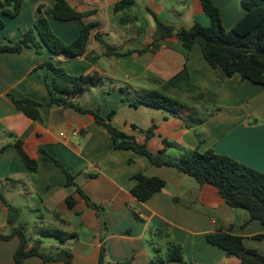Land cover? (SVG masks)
Returning <instances> with one entry per match:
<instances>
[{"label": "crops", "instance_id": "1", "mask_svg": "<svg viewBox=\"0 0 264 264\" xmlns=\"http://www.w3.org/2000/svg\"><path fill=\"white\" fill-rule=\"evenodd\" d=\"M117 1L67 0L76 11L91 13L71 21L48 16L51 29L65 43L75 39L84 24H92L82 56L52 55L46 48L40 53L31 48L0 52V147L4 146L0 191L7 203L0 202V233L24 225L29 245L37 244L43 251L67 248L73 264H97L101 245L106 264H148L153 248L160 246L151 232L163 227L181 245L184 258L195 264H240L238 257L227 256L207 242L206 235L217 231L241 236L245 247L264 255V225L251 219L246 209L228 206L214 186L199 184L173 166H154L131 150L115 149L107 130L89 113L45 104L49 94L44 76L49 81L52 72L39 64L49 59L71 75L96 76L97 81L83 86L72 101L103 117L113 110L111 124L145 143L150 152L162 149L164 140L175 144L164 152L170 160L184 150L210 148L264 173V86L212 68L197 44L186 49L175 36L160 39L161 31L149 12L174 28L194 22L207 26L201 2L136 0L127 11H114ZM212 1L225 29L245 13L240 0ZM52 4V0H23L14 17L3 14L0 6L5 23L0 43L21 38L37 18L38 7ZM125 15L134 20L121 23ZM153 90L174 99L179 104L177 114L131 104L134 97ZM10 96L42 103L40 117H27ZM152 125L153 134L147 139L145 131ZM16 139L37 162L35 171L27 170L13 147ZM40 148L61 166L43 159ZM66 172L98 211L75 186L66 184ZM138 172L162 178L164 187L139 201L130 192ZM68 196L74 199L72 206L66 202ZM9 206L18 209L14 223L8 222ZM43 228L76 236L61 241L54 235H41ZM258 234L263 236L256 238ZM17 244L16 236L0 239V264H16ZM164 251L162 247L161 254ZM22 264L64 263L30 256Z\"/></svg>", "mask_w": 264, "mask_h": 264}, {"label": "trees", "instance_id": "2", "mask_svg": "<svg viewBox=\"0 0 264 264\" xmlns=\"http://www.w3.org/2000/svg\"><path fill=\"white\" fill-rule=\"evenodd\" d=\"M52 1L53 4L49 7H38L37 18L32 27L22 33L21 38L16 41L8 40L6 43H0V52L18 53L24 48H31L36 53H40L43 48H46L52 55L62 54L73 58L82 56L86 50L92 24H84L78 36L71 42L65 43L51 29L48 16L59 21H71L80 20L91 12L76 11L67 0ZM135 1L119 0L114 5V11H127L133 7ZM199 1L209 19L207 26L194 22L189 27L174 28L162 23L153 12L149 11L156 26L161 31L160 39L166 36H175L186 49L197 44L203 57L212 68H220L229 77L239 75L242 79H248L264 86V0H240L245 13L230 29L224 28L219 9L212 0ZM22 2L23 0H0L3 14L11 17L17 16L21 10ZM133 20L132 17L125 15L121 17L120 22L126 23ZM4 25V20L0 17V30ZM157 45L158 40L153 42L154 47ZM39 67H45L52 72L49 81L44 76L45 86L49 94V100L45 104L68 106L78 112L93 115L95 121L107 130L115 149L131 150L136 154L145 156L149 163L154 166H173L193 177L199 184L214 186L228 206L246 209L251 219H256L264 225L263 172L247 166L229 155L219 154L210 148L204 151H199L196 148L184 150L176 160L166 159L164 157L165 149L175 146L166 140L163 141L164 147L162 149L152 153L147 149L145 143H138L133 135L127 134L111 124L110 119L114 113L113 110L106 117H103L98 111L72 101V98L81 92L83 86L94 84L97 81L96 76L88 74L71 75L49 59L39 64ZM10 101L27 117L33 120L40 117L39 107L43 105L42 103L28 97L15 98L13 96H10ZM130 102L133 105L145 104L164 108L173 114H177L179 109V104L174 99L155 90L142 93L131 99ZM154 127L155 125H152L145 131L147 139L153 134ZM12 145L27 170L35 171L37 162L25 153L21 140L16 139ZM3 149L4 146H1L0 152ZM39 150L43 154V159L61 166L57 160L47 155L43 148ZM134 178L136 182L130 192L139 201L147 200L165 185L162 178L146 176L141 172L136 173ZM66 184L75 186L87 204L97 211L99 210V207L92 203L89 197L74 183L73 176L68 172H66ZM0 202L7 205L1 191ZM66 202L72 206L74 199L72 196H68ZM9 212L8 222L14 223L18 209L9 206ZM39 233L43 236L54 235L61 241L76 236L71 232L54 231L49 228L40 229ZM151 235L160 246L153 248L154 256L151 257L148 264H164L170 261L195 264L184 258L181 245L170 239L167 227L155 229ZM13 236L18 238V244L13 253L16 264H22L30 256H38L44 262L61 260L64 264H73L71 251L67 248L43 251L37 244L29 245L30 237L27 235L24 225L13 226L8 234L0 233V239L3 240ZM262 236L263 234L255 235L256 238ZM206 240L208 243L221 248L227 256L238 257L240 264H264V255L255 249L245 247L243 238L239 235L217 231L207 234ZM162 247L165 248L163 254H161ZM97 264H106L103 245L100 247ZM111 264H125V262Z\"/></svg>", "mask_w": 264, "mask_h": 264}, {"label": "built area", "instance_id": "3", "mask_svg": "<svg viewBox=\"0 0 264 264\" xmlns=\"http://www.w3.org/2000/svg\"><path fill=\"white\" fill-rule=\"evenodd\" d=\"M72 134H74V135H75V134H76V132H72Z\"/></svg>", "mask_w": 264, "mask_h": 264}]
</instances>
